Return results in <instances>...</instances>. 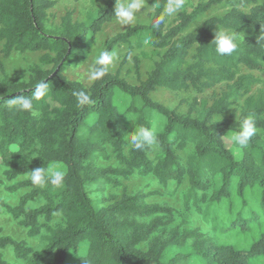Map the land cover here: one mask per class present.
<instances>
[{
    "label": "trees",
    "instance_id": "obj_1",
    "mask_svg": "<svg viewBox=\"0 0 264 264\" xmlns=\"http://www.w3.org/2000/svg\"><path fill=\"white\" fill-rule=\"evenodd\" d=\"M55 3L0 0V169L5 181H14L7 193L25 190L15 205L0 199V212L27 237L41 239L34 249L0 227V264H13L3 257L7 248L20 264H65L70 254L72 264H256L264 259V91H253L258 80L242 73V68L264 72V0H199L177 12L172 24L165 19L157 27L154 21L165 16L169 3L158 0L147 24L123 25L104 48L126 45L127 57L133 49L150 47L158 59L145 78L133 59L137 84L116 71L87 86L64 72L87 58L97 32L115 19V0H106L82 22L66 11L52 24L47 11ZM213 7L225 11L186 32ZM218 29L243 38L232 56L217 55L210 44ZM25 52H40L42 66H30L25 80L13 82L1 58ZM41 80L49 91L42 101H33L36 115L9 108L8 100L30 96ZM221 84L224 90L210 103L192 99L186 114L150 97L159 88L201 94ZM79 91L91 103L79 105ZM225 113L228 118L214 123ZM248 116L258 131L247 147L234 145L235 154L223 138ZM138 125L156 129L160 148L152 157L149 150H132L124 138ZM188 147L191 152L182 158ZM110 160L115 164H99ZM53 163L66 171L62 188H35L23 179ZM135 176H152L162 187L186 181L183 208L199 214L208 232L186 228L183 219L175 224L174 208L146 201L154 191L104 193L105 186L117 189L120 180ZM4 184L0 179V188ZM34 200L43 203L29 206Z\"/></svg>",
    "mask_w": 264,
    "mask_h": 264
},
{
    "label": "rangeland",
    "instance_id": "obj_2",
    "mask_svg": "<svg viewBox=\"0 0 264 264\" xmlns=\"http://www.w3.org/2000/svg\"><path fill=\"white\" fill-rule=\"evenodd\" d=\"M106 0H56L55 5L47 11L48 20L52 24H58L60 18L64 15L66 11H72V17L78 22L85 20L87 14L91 11H94L103 6ZM199 0H184V8L190 10L191 7L196 5ZM158 0H146L144 7L137 13V19L135 24H147L150 18V15L154 9V5H157ZM225 11L224 8L213 7L207 12L200 15L186 30V32L196 31L202 21L210 16H220ZM177 14V13H176ZM174 15H167L165 11L166 24H172L175 19ZM199 22V23H198ZM123 31V25H120L116 20H112L109 23H105L101 30L95 35L92 47L87 58L84 61L78 62L76 65L68 66L64 72V75L70 80H78L84 85H89L92 81L88 79V70L93 65L95 55L99 51L104 50L107 41L117 33ZM113 51L117 53V59L114 62L113 66L110 69L111 73L119 72V75L123 77L130 84H137L138 77L135 73L133 59H137L139 66V77L144 79L146 73L153 67L154 61L158 59L151 48L148 46H143L140 49H133L129 56L126 57V54L129 53V49L126 45H119ZM41 56L40 52L30 53H12L8 58H1L3 69L8 76V78L13 81L25 80L28 77V69L32 65H40L39 58ZM127 58V61L124 65L122 61ZM42 66V65H40ZM242 73L251 74L254 76L258 83L253 87V91L261 89L264 91V72L249 71L245 68H242ZM1 80V73H0ZM224 90V85H218L210 90H205L201 94L195 93L193 91L187 92H172L167 89H157L150 94L152 100L159 102L168 109H173L179 114H186L188 106L191 103L192 99L197 100H206L208 103L212 101L213 98L217 97L221 91ZM240 104V101L237 105ZM235 106V105H234ZM232 106L231 108H234ZM223 118H228V113H225L221 116ZM225 146L230 148L235 154H237L234 144L230 141L229 135L227 134L224 138ZM156 151H151L149 156L152 157ZM191 152V147H188L186 150L180 153L182 158H185ZM100 165H114V160L110 161H100ZM61 165V164H60ZM64 167V166H63ZM65 170V169H64ZM0 179L4 181V186L0 188V199L5 200L10 205H15L17 203L18 197L25 192V190H18L14 194H9L5 190L6 186L13 184L12 182H7L1 175L0 169ZM120 186L117 189H110L109 186H105L103 189L106 196L111 194L119 195L122 190H125L127 194H133L138 191L141 192H150L154 191L156 194L151 195L147 198V202L160 203L168 205L178 212L176 215L175 224H178L180 219L185 220L186 228H197L201 232L207 233L209 226L206 222L203 221L201 216L197 214L193 209L185 211L182 205V197L186 192L187 183L183 182L181 185L176 186L174 183H169L166 187H162L156 182L152 176L140 177L135 176L129 180H120ZM93 194L96 195L101 192L93 190ZM91 194L93 197L94 195ZM41 203V200H34L29 203V206L35 207ZM59 216H55L54 222L58 221ZM0 227L2 228V233L4 235H9L17 240L26 241L27 245L31 248L37 249L40 245L41 239L39 237L29 238L26 236V231L22 227H19L18 224L12 220L7 214L0 212ZM3 257L6 261L12 262L13 264H20L18 261L14 260L12 252L9 248L5 249L3 252ZM73 257L70 254L65 262V264H72ZM256 264H264V259H259L255 262Z\"/></svg>",
    "mask_w": 264,
    "mask_h": 264
},
{
    "label": "clouds",
    "instance_id": "obj_3",
    "mask_svg": "<svg viewBox=\"0 0 264 264\" xmlns=\"http://www.w3.org/2000/svg\"><path fill=\"white\" fill-rule=\"evenodd\" d=\"M145 3L146 0H115L113 14L116 22L125 26L133 25L136 22L137 13L144 7ZM154 7H159V5H154ZM183 8L184 0H169L166 7V14L174 15ZM164 20V14L156 17L154 21L155 26L158 27L164 23ZM242 39L236 32L218 29L214 31V38L210 44L214 46L217 55L232 56L237 51ZM260 39L264 40V36H261ZM144 43L148 44L149 41L145 40ZM116 59L117 53L115 51H99L95 55L93 65L88 70V79L93 82L103 79L109 74ZM33 89L34 91L30 96L20 95L8 100L9 108H15L19 112L36 115L33 101H42L49 91V85L45 80H41L35 84ZM75 96L77 103L81 106L86 103H91V99L85 91L76 92ZM221 119V115L216 116L214 123L219 122ZM257 131L258 129L253 118L248 116L240 121L238 130L229 132L228 135L230 141L239 149L247 147ZM124 138L132 150L157 151L160 148V142L154 127L138 125L127 132ZM65 176L66 171L63 165L53 163L46 167L43 166L26 172L23 174V179L29 181L31 186L35 188H44L47 185H51L53 189H60L63 187Z\"/></svg>",
    "mask_w": 264,
    "mask_h": 264
}]
</instances>
